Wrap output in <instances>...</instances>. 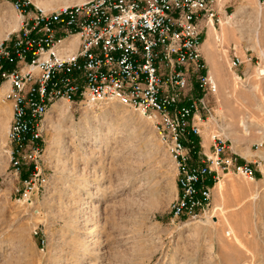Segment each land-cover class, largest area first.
<instances>
[{
	"label": "rangeland",
	"instance_id": "374dc122",
	"mask_svg": "<svg viewBox=\"0 0 264 264\" xmlns=\"http://www.w3.org/2000/svg\"><path fill=\"white\" fill-rule=\"evenodd\" d=\"M63 1L52 0L46 9ZM244 2H217L215 30ZM246 5L237 16L243 34L212 42L208 57H214L220 79L213 77L212 117L199 141L208 154L210 136L218 133L250 162L253 176L220 175L204 215L174 219L169 205L176 195L175 167L150 121L115 103L59 99L60 109L52 106L44 119L45 181L31 202L24 201L19 195L29 170L9 167L10 108L0 101V264H264V112L256 107H264V0ZM1 17L16 22L14 28L0 25V41L18 28L11 0H0ZM233 51L243 60L237 69L229 67ZM255 85L261 100H246ZM241 119L249 123L247 132ZM110 121L115 128L105 137ZM231 138L247 156L235 151Z\"/></svg>",
	"mask_w": 264,
	"mask_h": 264
},
{
	"label": "built area",
	"instance_id": "2783aa9c",
	"mask_svg": "<svg viewBox=\"0 0 264 264\" xmlns=\"http://www.w3.org/2000/svg\"><path fill=\"white\" fill-rule=\"evenodd\" d=\"M216 2L84 0L43 9L11 0L19 24L0 41V101L10 106L9 167L29 170L21 200L31 202L45 181L44 119L59 99L115 103L150 121L175 167L174 219L204 215L220 175L253 176L250 162L218 133L208 154L199 141L217 89L200 47L219 22ZM242 63L233 51L229 67Z\"/></svg>",
	"mask_w": 264,
	"mask_h": 264
},
{
	"label": "bare ground",
	"instance_id": "6f19581e",
	"mask_svg": "<svg viewBox=\"0 0 264 264\" xmlns=\"http://www.w3.org/2000/svg\"><path fill=\"white\" fill-rule=\"evenodd\" d=\"M51 1L52 0H34V3L37 5V6H40L41 8H43V9H46L48 6H49V4L51 3ZM81 1H84V0H66V1H63V4L65 5V4H70V3H78V2H81ZM250 0H245V2L241 5V7H238L237 9L235 8V11L232 13V14H230V15H227V14H225L224 15V19H223V21L221 20V23H220V31H216L215 30V28L212 26V24L211 25H209V28L207 29V35H206V39L204 40V42L203 43H201L202 44V46H204L206 49H207V51L208 50H212L211 48H212V42H216V41H218L219 39H220V37L221 36H224L225 34L227 35L228 34V36H230V37H232V36H234V35H236V34H240V35H242L243 34V30L242 29H240L239 27H240V25H239V22H240V20L242 21V19H240L239 20V18L237 19V16H238V14L239 13H241V11L243 10V9H245V5L246 4H248V2H249ZM217 2H221V0H217ZM217 2H216V4H217ZM251 3V2H250ZM252 4V3H251ZM247 6V5H246ZM248 6H251V5H248ZM50 9V8H49ZM246 10V9H245ZM243 13V12H242ZM256 13H257V18L259 17V18H261V11H259L258 9L256 10ZM18 20H19V18H17ZM18 20H17V22H18ZM14 22H16L15 20H13ZM13 21L12 20H6V19H4V18H0V25L3 27V28H5V27H9V28H12L13 27ZM241 23H243V22H241ZM18 24H19V22H18ZM243 26V25H242ZM14 28V27H13ZM257 28V27H256ZM7 30V29H6ZM8 31H9V29H8ZM248 33V32H247ZM255 33V32H254ZM246 34V33H245ZM255 36V35H254ZM248 39V38H247ZM200 47H201V45H200ZM250 48V47H249ZM251 48H254V44H253V46H251ZM214 57H207V62H208V64L210 63V66H211V68H210V71H209V76H210V78L212 79V81L215 79V78H218V79H220V77H219V70H218V67H217V65L215 64V62H214ZM260 73H264V71H263V69L262 70H260ZM215 76V78L213 79V77ZM216 80V79H215ZM264 81V80H263ZM220 82V81H219ZM218 82V83H219ZM259 86V85H258ZM257 85H255V86H251L250 88L251 89H253V92H248V97H245L246 98V100L249 98V100H261L259 97H258V95L256 94V92L258 93L259 92V87H258ZM232 91L233 92H235L236 91V86H233L232 87ZM237 93V92H236ZM235 93V94H236ZM242 94V93H241ZM261 94V93H260ZM237 95V94H236ZM240 94L238 93V95L237 96H239ZM236 96V97H237ZM241 97H242V95H240ZM261 96V95H260ZM241 97H240V99H241ZM243 98V97H242ZM263 99V98H262ZM243 100H245V99H243ZM256 101L254 102V103H256ZM252 102V101H251ZM2 106V105H1ZM56 110H58V109H60V107H58V105L57 104H53L52 105ZM58 107V108H57ZM254 107H255V105H254ZM256 107H257V111L259 110L260 112H264V107H263V104L262 103H260V102H258V104H256ZM9 108H10V106H9ZM9 108L7 109V110H9ZM113 108V107H112ZM0 109H3L2 107L0 108ZM236 110V109H235ZM10 111V110H9ZM60 111V110H59ZM61 112H62V109H61ZM65 112V111H64ZM121 115V114H120ZM123 115H125V113H122V116ZM127 115V114H126ZM124 118V117H123ZM126 118V117H125ZM234 118H236V117H234ZM233 118V119H234ZM243 118H245V117H243ZM240 120V119H239ZM245 120V119H244ZM243 119H241V126H242V130H244L245 132H247V129H248V125H249V123H248V125L245 123L246 121H244ZM249 121H251V120H249ZM247 122H248V120H247ZM1 126V125H0ZM6 127V126H5ZM3 128V127H2ZM112 128H115L114 127V125L111 123V121H110V123L107 125V131H106V133L104 134V136L106 137L107 136V134L110 132V130L112 129ZM226 129H227V127H225ZM229 128H230V126H229ZM226 136H229L228 134H226ZM232 139V143L234 144V146H235V151H238L241 155H243V156H247V154H248V151H242V150H237V145H236V139L235 138H231ZM239 148V147H238ZM243 193V192H242ZM89 206V205H88ZM91 206V205H90ZM201 227V226H200ZM90 240V236H87V237H85V243L86 244H88V241ZM86 246V245H85Z\"/></svg>",
	"mask_w": 264,
	"mask_h": 264
},
{
	"label": "crops",
	"instance_id": "0c3cea01",
	"mask_svg": "<svg viewBox=\"0 0 264 264\" xmlns=\"http://www.w3.org/2000/svg\"><path fill=\"white\" fill-rule=\"evenodd\" d=\"M206 35H207V32H206ZM205 39L206 37L204 38V40ZM204 40L202 41V43L204 42ZM201 51L203 52V55H206L207 57L210 56V50L207 51V49L204 46H202V44H201ZM206 56H204V58H206ZM194 139H196V137H194Z\"/></svg>",
	"mask_w": 264,
	"mask_h": 264
}]
</instances>
